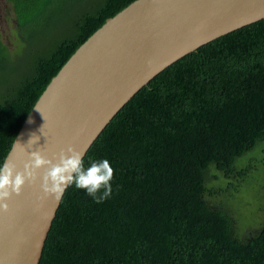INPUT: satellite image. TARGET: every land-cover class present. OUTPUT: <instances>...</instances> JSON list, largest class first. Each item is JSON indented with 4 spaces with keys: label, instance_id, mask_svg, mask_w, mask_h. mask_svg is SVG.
Returning a JSON list of instances; mask_svg holds the SVG:
<instances>
[{
    "label": "trees",
    "instance_id": "1",
    "mask_svg": "<svg viewBox=\"0 0 264 264\" xmlns=\"http://www.w3.org/2000/svg\"><path fill=\"white\" fill-rule=\"evenodd\" d=\"M4 1L15 22L9 45L0 34V163L48 79L130 0ZM260 142L264 17L174 59L122 103L82 156L85 168L110 161V198L68 187L36 264H264V219L238 236L221 198L252 168L235 159Z\"/></svg>",
    "mask_w": 264,
    "mask_h": 264
},
{
    "label": "water",
    "instance_id": "2",
    "mask_svg": "<svg viewBox=\"0 0 264 264\" xmlns=\"http://www.w3.org/2000/svg\"><path fill=\"white\" fill-rule=\"evenodd\" d=\"M264 17V0H130L67 56L24 115L1 161L22 171L29 152L84 153L122 103L198 45ZM39 139L27 146L32 135ZM19 143V144H18ZM21 144V145H20ZM55 162V161H54ZM25 183L0 211V264H36L58 201Z\"/></svg>",
    "mask_w": 264,
    "mask_h": 264
},
{
    "label": "clouds",
    "instance_id": "3",
    "mask_svg": "<svg viewBox=\"0 0 264 264\" xmlns=\"http://www.w3.org/2000/svg\"><path fill=\"white\" fill-rule=\"evenodd\" d=\"M38 139L33 134L27 146L36 143ZM28 155L29 159L24 163L22 171L17 170L12 160L5 159L0 163V211L8 210L7 200L13 194L19 195L26 182L32 184L37 180V170L41 168L44 172L40 177V187L45 196L51 195L59 201L65 190L75 185L77 189L85 190L96 203L110 198L114 168L109 160L89 158L90 166L85 168L83 153L71 146L66 152L61 150L58 156L53 155L52 159L43 156L40 150L29 152Z\"/></svg>",
    "mask_w": 264,
    "mask_h": 264
},
{
    "label": "rangeland",
    "instance_id": "4",
    "mask_svg": "<svg viewBox=\"0 0 264 264\" xmlns=\"http://www.w3.org/2000/svg\"><path fill=\"white\" fill-rule=\"evenodd\" d=\"M7 3L0 0V34L1 39L10 44L13 37L9 29L14 25V18L9 11ZM264 142L250 151L245 152L235 159L236 165H241L252 157V168L249 169L243 179L238 183V190L231 196L223 194L222 199H226L230 211L235 220V233L241 236L247 231L255 229L264 219ZM212 172V169H209ZM223 179H207L206 185L222 184Z\"/></svg>",
    "mask_w": 264,
    "mask_h": 264
}]
</instances>
